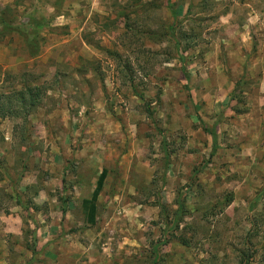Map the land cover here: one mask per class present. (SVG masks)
I'll return each mask as SVG.
<instances>
[{
    "label": "rangeland",
    "instance_id": "rangeland-1",
    "mask_svg": "<svg viewBox=\"0 0 264 264\" xmlns=\"http://www.w3.org/2000/svg\"><path fill=\"white\" fill-rule=\"evenodd\" d=\"M0 110V264H264V0H0Z\"/></svg>",
    "mask_w": 264,
    "mask_h": 264
},
{
    "label": "trees",
    "instance_id": "trees-1",
    "mask_svg": "<svg viewBox=\"0 0 264 264\" xmlns=\"http://www.w3.org/2000/svg\"><path fill=\"white\" fill-rule=\"evenodd\" d=\"M23 92L24 91H22V90L20 92H18L19 97L17 99L20 100V101H23V98L25 97ZM29 98H30V102L28 104V108L33 107V106H35L37 104L36 101L39 98V92H34L32 89H30ZM0 113L4 114L5 110H0ZM106 173H107L106 168H103L101 170L100 174L98 175L95 187L93 188L90 197L89 198H84L82 200V208H83L84 214H85V222L88 225H94L96 223L97 200H98V196H99V194H100V192L102 190L104 179L106 177ZM181 243L186 245L187 241L182 240ZM33 253L34 254L36 253V249L35 248H33Z\"/></svg>",
    "mask_w": 264,
    "mask_h": 264
},
{
    "label": "crops",
    "instance_id": "crops-1",
    "mask_svg": "<svg viewBox=\"0 0 264 264\" xmlns=\"http://www.w3.org/2000/svg\"><path fill=\"white\" fill-rule=\"evenodd\" d=\"M133 243H135V242H133ZM130 248H135L134 246H131Z\"/></svg>",
    "mask_w": 264,
    "mask_h": 264
}]
</instances>
